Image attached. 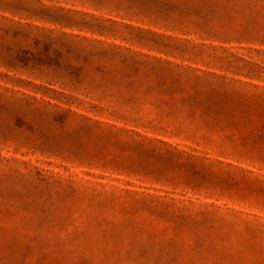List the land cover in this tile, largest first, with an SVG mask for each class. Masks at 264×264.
<instances>
[{
  "label": "rangeland",
  "instance_id": "374dc122",
  "mask_svg": "<svg viewBox=\"0 0 264 264\" xmlns=\"http://www.w3.org/2000/svg\"><path fill=\"white\" fill-rule=\"evenodd\" d=\"M0 264H264V0H0Z\"/></svg>",
  "mask_w": 264,
  "mask_h": 264
},
{
  "label": "trees",
  "instance_id": "16d2710c",
  "mask_svg": "<svg viewBox=\"0 0 264 264\" xmlns=\"http://www.w3.org/2000/svg\"><path fill=\"white\" fill-rule=\"evenodd\" d=\"M159 16H161L159 13L157 14V13H152V15H151V17H147V18H149V19H159L160 17Z\"/></svg>",
  "mask_w": 264,
  "mask_h": 264
}]
</instances>
